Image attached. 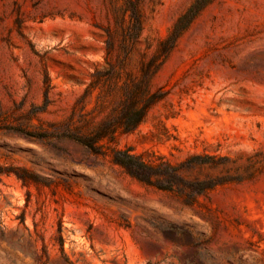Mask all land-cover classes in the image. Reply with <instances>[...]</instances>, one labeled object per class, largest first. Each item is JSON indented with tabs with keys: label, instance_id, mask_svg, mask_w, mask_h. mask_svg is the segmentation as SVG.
Listing matches in <instances>:
<instances>
[{
	"label": "rangeland",
	"instance_id": "obj_1",
	"mask_svg": "<svg viewBox=\"0 0 264 264\" xmlns=\"http://www.w3.org/2000/svg\"><path fill=\"white\" fill-rule=\"evenodd\" d=\"M192 2L0 0V264H264V0H213L134 129L73 138L121 117ZM107 29L117 75L89 87Z\"/></svg>",
	"mask_w": 264,
	"mask_h": 264
},
{
	"label": "trees",
	"instance_id": "obj_2",
	"mask_svg": "<svg viewBox=\"0 0 264 264\" xmlns=\"http://www.w3.org/2000/svg\"><path fill=\"white\" fill-rule=\"evenodd\" d=\"M212 1L213 0H193L189 7L176 19L172 28L169 30L168 35L160 40L153 55L146 62L142 63L141 73L144 81L135 79L131 80L126 108L122 110V115L118 120L112 124H102L97 131L89 137L73 138L79 143L94 149L96 147V142L104 136H111L116 131L128 132L134 129L144 119L149 107L159 98V94L152 91L150 88L151 77L173 49L181 34L189 27L198 14ZM133 15L135 16V24H132L131 27L128 26L129 28L126 29V32L128 31L129 34L134 33V37H136L141 31L142 25L138 11H134ZM106 32L107 38L105 39L104 60L110 68L104 71L96 68L94 73L91 74L93 80L89 87L97 85L101 80H110L113 76L117 75L114 65L110 62V56L115 49V42L112 38L111 31L107 29ZM122 44L126 46L127 54L135 48L134 39L123 40Z\"/></svg>",
	"mask_w": 264,
	"mask_h": 264
}]
</instances>
